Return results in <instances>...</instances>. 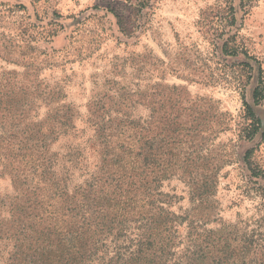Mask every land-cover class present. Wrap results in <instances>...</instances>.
I'll return each instance as SVG.
<instances>
[{"label":"rangeland","instance_id":"obj_1","mask_svg":"<svg viewBox=\"0 0 264 264\" xmlns=\"http://www.w3.org/2000/svg\"><path fill=\"white\" fill-rule=\"evenodd\" d=\"M138 1L0 0V142L7 146L17 142L14 135L37 130L48 112L41 90L57 86L61 102L76 110L71 129L47 142L62 158L92 138L87 122L91 101L108 106L126 92L134 102L123 110L150 119L158 172L168 167L160 190L176 196L170 209L181 212L191 206L192 182L214 179L218 219L207 227L251 224L264 216V180L251 176L243 155L252 148L251 162L264 171V135L243 138L249 123L243 98L264 122V102L254 104L251 95L258 75L264 77V0L246 11L232 0L237 18L232 31L249 57L224 56L198 26L202 10L227 0H147L143 8ZM112 10L134 11L132 36L120 32ZM76 31L71 61L52 57L47 65H24L21 57L27 50L18 47L22 39L34 38L29 52L40 60L42 50L54 55L53 49L66 47ZM45 34L49 42L43 41ZM246 61L253 67L240 63ZM9 109L19 114L10 119ZM84 157V165L94 160ZM84 165L73 170V184L86 178ZM16 193L0 165V228L8 224V203ZM9 250L8 239H0V264H8Z\"/></svg>","mask_w":264,"mask_h":264},{"label":"trees","instance_id":"obj_2","mask_svg":"<svg viewBox=\"0 0 264 264\" xmlns=\"http://www.w3.org/2000/svg\"><path fill=\"white\" fill-rule=\"evenodd\" d=\"M146 1L139 0L138 7H145ZM255 1L239 0V6L246 11ZM111 13L120 32L132 36L134 11ZM236 23L232 0L207 7L198 20L204 37L224 56L249 57L232 31ZM78 33L70 35L66 47L53 49L54 55L42 50L40 60L29 52L35 48L34 38L22 39L18 47L27 50L21 57L24 65H47L52 57L71 61ZM48 37L45 34L43 41L49 42ZM59 89L41 90L48 112L37 130L14 135L17 142L7 146L0 142V165L17 192L8 203V224L0 228V239H8L10 246L8 264H264V216L251 224L220 222L216 228L207 227L218 219L214 179L209 184L192 182L191 206L181 212L170 209L176 196L160 190L168 167L158 172L150 119L142 121L123 110L134 96L123 92L108 106L102 100L91 101L87 122L93 136L87 145L62 158L51 152L48 140L66 134L76 116L71 104L61 102ZM251 95L254 104L264 102L261 75ZM243 106L249 120L243 138L251 141L258 133L264 135V122L244 98ZM8 113L10 119L19 114L10 109ZM39 130L40 137L33 141ZM84 154L94 157L90 165H84ZM251 154L252 148L247 149L243 161L252 177L264 180ZM83 165L86 178L73 184V170Z\"/></svg>","mask_w":264,"mask_h":264}]
</instances>
